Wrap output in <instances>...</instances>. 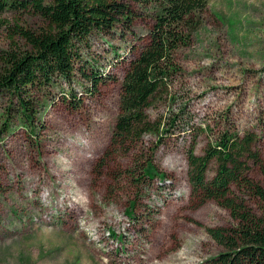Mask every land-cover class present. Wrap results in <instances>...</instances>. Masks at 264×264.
<instances>
[{"label": "rangeland", "instance_id": "374dc122", "mask_svg": "<svg viewBox=\"0 0 264 264\" xmlns=\"http://www.w3.org/2000/svg\"><path fill=\"white\" fill-rule=\"evenodd\" d=\"M131 7L133 32L94 35L83 49L117 82L93 94L78 75L72 84L82 100L77 109L63 101L71 90L64 82L35 92L32 127L16 120V100L0 98V264H209L224 249L206 228L237 225L216 202L198 205L187 154L194 136L195 153L203 156L228 128L255 132L264 160V0L208 2L200 29L178 51L181 74L171 96L148 111L152 121L164 123L162 138L157 143L158 137H145L131 160H105L120 114L121 84L148 43L155 18L152 6ZM16 22L42 26L29 14L0 13V53L13 41L26 49L9 38L7 24ZM175 115L186 126L167 131ZM153 151L158 176L139 180L138 160ZM216 170L213 162L207 178ZM251 176L264 182L259 169ZM132 204L136 219L127 215ZM251 205L264 212L262 203Z\"/></svg>", "mask_w": 264, "mask_h": 264}, {"label": "trees", "instance_id": "16d2710c", "mask_svg": "<svg viewBox=\"0 0 264 264\" xmlns=\"http://www.w3.org/2000/svg\"><path fill=\"white\" fill-rule=\"evenodd\" d=\"M210 0H0V13L29 14L42 22L38 29H28L21 22L8 25L10 40L23 41L26 49L13 41V48L0 53V98L16 100L15 118L34 126L37 104L31 99L43 88L64 82L70 89L64 103L77 109L82 100L72 84L79 75L88 82L90 92L117 82L104 73L94 61L83 55L94 35L112 36L118 28L131 33L136 20L131 5L153 7L154 23L148 43L135 56L121 84L120 114L116 120L106 159L119 156L130 160L147 136L162 137L164 123L152 121L148 115L155 103L171 96L174 83L181 74L177 61L180 48L191 43L202 25V14ZM183 117L175 115L168 128L186 126ZM178 125H181L180 127ZM30 132H34L31 130ZM187 154L189 183L198 205L214 201L226 209L237 225L206 228L209 236L223 252L209 264H264V212L256 213L252 202L264 205V182H256L251 174L259 169L264 178V160L259 151L260 138L255 132L224 129L209 144L203 156L195 153L197 137ZM154 154L138 160L139 180H154L157 170ZM215 162L212 179L207 173ZM104 163V162H102ZM104 166V165H102ZM129 178L134 177L129 171ZM161 180L165 175L159 176ZM135 204L127 215L136 219Z\"/></svg>", "mask_w": 264, "mask_h": 264}]
</instances>
